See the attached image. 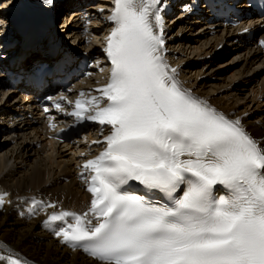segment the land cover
I'll list each match as a JSON object with an SVG mask.
<instances>
[{
  "label": "snow or ice",
  "instance_id": "6c2138e0",
  "mask_svg": "<svg viewBox=\"0 0 264 264\" xmlns=\"http://www.w3.org/2000/svg\"><path fill=\"white\" fill-rule=\"evenodd\" d=\"M39 2L49 11L57 4ZM163 3L113 0L105 48L110 78L98 89L106 103L77 100L69 113L108 128L103 141H94L103 145L100 153L82 165L90 208L53 213L45 227L98 264H264V143L240 119L180 86L164 58ZM6 23L0 18V31ZM131 181L145 194L125 189ZM217 186L226 194L217 196ZM153 190L169 203L147 198ZM0 262L21 264L12 255Z\"/></svg>",
  "mask_w": 264,
  "mask_h": 264
},
{
  "label": "bare ground",
  "instance_id": "6f19581e",
  "mask_svg": "<svg viewBox=\"0 0 264 264\" xmlns=\"http://www.w3.org/2000/svg\"><path fill=\"white\" fill-rule=\"evenodd\" d=\"M27 1L34 0H5L0 7V18L7 22L6 30L0 31V54L4 55L0 61V194L7 193L0 208V255L19 258L21 264H98L48 233L44 224L53 213L89 211L91 193L81 173L83 163L102 150L88 149L98 134L87 126L79 133H86L88 142L78 137L64 144L49 142L34 99L44 93L56 95L58 84L46 76L40 91L36 76L27 70L35 61H52L57 62L49 72L53 77L66 74L80 60L77 54L86 53L88 58L96 57L94 67L101 65V69L91 70L87 82H79L80 89L73 88L71 99L80 97L82 90L85 96L95 94L109 78L101 45L114 27L108 20L113 0H57L55 9L48 10L50 16L30 7L26 17L9 21L6 10L16 9L21 2L20 9L25 11L22 4ZM196 1L164 0L165 61L177 70L183 89L229 118L240 119L250 135L264 143V53L251 44L258 32L264 39V24L254 17L249 4L235 0L242 21L238 28L229 29L206 5L200 6L202 0L194 5ZM246 30L253 33L248 35ZM1 45H5L4 52ZM7 69L23 70L33 88L5 83ZM34 201L55 207L38 212ZM26 207L31 208L26 212ZM34 211L36 217L30 218Z\"/></svg>",
  "mask_w": 264,
  "mask_h": 264
},
{
  "label": "rangeland",
  "instance_id": "374dc122",
  "mask_svg": "<svg viewBox=\"0 0 264 264\" xmlns=\"http://www.w3.org/2000/svg\"><path fill=\"white\" fill-rule=\"evenodd\" d=\"M244 2V0H241L240 1V3H243ZM178 11V10H177ZM177 11H175L176 13H175V15H177L178 14V12ZM254 17H258V13H255V15H254ZM59 22V21H58ZM60 23V22H59ZM261 33L260 32H258L255 36H254V38H253V40L251 41V42H254V40L256 39V38H258L259 37V35H260ZM78 55V54H77ZM230 55V54H229ZM5 81V80H4ZM5 83H7L6 81H5ZM60 89V85H58L57 86V88L54 90V93H56L58 90ZM47 95V93H44V94H42V97H45ZM91 127V126H90ZM89 127V128H90ZM1 143V142H0ZM30 218H31V216H30ZM35 218V217H34ZM33 220V219H32Z\"/></svg>",
  "mask_w": 264,
  "mask_h": 264
}]
</instances>
